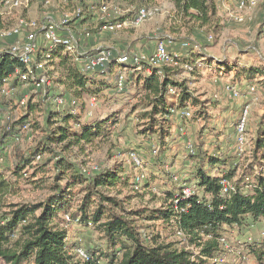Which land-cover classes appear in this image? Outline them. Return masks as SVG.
Masks as SVG:
<instances>
[{
	"label": "trees",
	"instance_id": "1",
	"mask_svg": "<svg viewBox=\"0 0 264 264\" xmlns=\"http://www.w3.org/2000/svg\"><path fill=\"white\" fill-rule=\"evenodd\" d=\"M61 1L66 4L71 2ZM171 2L178 17L182 21L188 20L187 23L193 24V27L211 26L217 14L215 0ZM100 5V1L88 4L85 0H79L74 6L75 11L81 10L76 20L92 16ZM4 27V17L0 12V30ZM49 54L51 62L57 59L63 68L61 84L69 94L61 95L68 103L70 100L77 102L74 110L83 99L105 98L111 91L120 93L117 73L125 70V88H133L142 97L140 106L144 107V111L141 117L147 123L141 135L147 139L157 138L162 146L171 137L173 123L169 119L173 110L192 108L196 110L193 113L195 120L209 119L208 107L194 96L187 82L179 81L180 75L185 72L184 66H192L191 73L194 74L198 69L196 63L202 61V67L204 63L218 76L234 73L235 81L244 79L249 84L256 81L264 89L263 67L227 64L196 51L177 59V66L154 68L144 63V72H138L131 66L113 63L96 73L82 71L64 47L54 48ZM17 70H24L21 62L10 52L0 53L2 109L15 106L14 100L6 99V94L20 86ZM147 70H151V74H147ZM36 108V105H29L26 115L8 127L6 140L9 137L17 142L21 140L24 127L31 128L29 117ZM72 110L69 104L47 109L46 129L40 141L25 154L16 155L13 168L0 170V264H215L223 252L220 240L227 229L242 230L246 220L252 225L264 222V116L252 141V158L261 170L260 175L257 176L256 167L251 166L241 175L240 183L235 182L236 191L224 194L222 183L233 181L236 176L235 164L230 159L207 151L200 137V143L193 144L194 154L189 155V160L195 166L189 180L196 186L195 195L182 198L181 189L175 184L165 191L160 209L127 211L124 201L106 194L132 186L122 165L89 172L55 153V147L68 153L75 147L84 150L109 139L120 123L119 115L84 120L81 114L74 115ZM47 154L51 158L37 167V157L41 156L42 160ZM50 163L53 173L49 178H53V181L46 186L49 195L45 200L33 204L8 201L17 194L19 179L29 178L33 168H36L33 174L44 171ZM246 178L251 183L246 184L244 189L241 186ZM47 182L45 179L39 184ZM66 217L70 218L69 222ZM140 221H161L168 229L181 233L186 238V246L163 243L159 235L146 244L140 233ZM71 223L82 229L91 227L101 242V246L87 252V260L78 257V243L68 242ZM244 251L264 264V239L261 236L255 243L245 244Z\"/></svg>",
	"mask_w": 264,
	"mask_h": 264
},
{
	"label": "rangeland",
	"instance_id": "2",
	"mask_svg": "<svg viewBox=\"0 0 264 264\" xmlns=\"http://www.w3.org/2000/svg\"><path fill=\"white\" fill-rule=\"evenodd\" d=\"M7 1L15 0H0V12L4 17L5 25L1 30L15 27L19 19L41 25L48 19L68 17L70 22L65 29L71 30L82 39L78 46L79 53L83 54L82 59L102 50L148 57L154 53L156 45L163 41L172 42L169 46L171 53L184 57L186 54L190 55L196 51L219 61H225L227 64L237 63L247 67L264 68V3L255 9L240 10V2L246 0H215L217 14L213 23L209 27L200 28L197 25L193 27V24H188V20L182 21L171 0H97L104 5L95 9L92 16L78 21L74 6L79 0H71L69 4L61 0H49L48 3L46 0H21L25 3L29 1L28 7L22 6L16 9L7 6ZM103 6L107 9L105 12L102 9ZM144 7L151 8L154 11V16L139 27H133L131 25L132 18L139 8ZM116 10L120 11V18L126 21V26L121 31L109 36L102 35V26L108 19H114L112 11ZM239 17H242L244 22H237L236 18ZM14 42L15 39L1 37L0 49H8ZM75 57L77 56L74 55L73 58L76 59ZM45 63L52 79V93L68 95L69 92L61 84L64 72L59 65V60L55 59L53 62L50 60ZM80 63H83L82 60ZM199 63L202 64V61ZM179 81L187 82V86L194 96L208 107L207 117L209 119L195 120L193 113L196 110L192 108H189L191 117L186 121L180 117L171 116L169 120L173 123V130L165 146H162L155 137L147 139L141 135L143 126L147 123V120H143L141 117L144 111V107L140 106L142 97L133 88L128 90L124 88L119 91L120 93L109 92L105 98H91L86 101L83 99L74 110V113L81 114L84 120L119 115L120 123L114 128L109 139L95 143L84 150L75 147L68 153L55 147V153L66 157L77 167L89 172L94 168L103 170L122 165L132 186L125 190L108 191L106 194L124 201L127 211L160 209L165 199V191L175 184L178 185L174 181L175 179L179 185L187 183L195 186L194 183L189 182L195 166L189 160L187 147L200 143V137H202L207 151L233 161L235 164L233 167L236 170L233 183H238V181L240 183L241 175L251 166H253L252 168L256 167L254 168L255 173L257 176L260 175L261 170L255 165V160L252 158V141L258 124L264 116V89L262 86L256 81L252 84L244 79L235 81L234 73L218 76L204 63L203 67H199L194 74L183 72ZM226 85L236 87L241 91H245L247 86H254L256 91L252 95L243 93L240 97L234 98L225 92ZM6 97L8 100H14L15 106H5V109H2L0 105V170L4 171L13 168L16 155L25 154L40 141L46 129V110L57 107L53 103V99L43 98L39 93L29 91L24 86L7 91ZM92 99L95 103L94 106H90ZM40 103H42L41 106ZM83 104L85 108H83ZM29 105L37 106L29 117L30 131H25L19 142L11 137L6 140L5 133H7L8 127L26 115ZM246 106L250 107L251 117L247 134L248 143L243 151H239L235 141L236 125L241 110ZM133 152L144 160V170L137 169L132 164L130 154ZM50 158L51 156L47 154L38 161L39 164L35 165L42 166ZM52 167L50 163V166L44 170L46 173L41 171L38 174H33L36 169L33 168L29 178L19 179L17 194L9 198L8 201L33 204L45 200L49 195L46 186L53 181V178H49L52 177ZM142 173L145 177L144 181L137 186L135 179ZM45 179H47V183L39 184ZM245 186L246 183H243L241 187L245 189ZM246 222V226L240 230L242 237H238L237 232L229 234V241L231 245H236V248L233 247L236 251L239 250V247L244 249L245 246L244 242L239 245L238 241H245V238L249 236L259 240L261 234L264 233V222L255 225H252L249 220ZM138 225L142 239L146 244L151 243L153 237L159 235L163 243H172L179 247L186 246V238L177 233L175 229H168L161 221H140ZM72 238H77L78 246H83L87 251L101 246L98 236L91 227L82 229L77 224L71 223L68 242ZM244 256L245 259H241L238 264H261L253 256H249L246 251H244ZM236 258L238 257L236 256Z\"/></svg>",
	"mask_w": 264,
	"mask_h": 264
},
{
	"label": "built area",
	"instance_id": "3",
	"mask_svg": "<svg viewBox=\"0 0 264 264\" xmlns=\"http://www.w3.org/2000/svg\"><path fill=\"white\" fill-rule=\"evenodd\" d=\"M86 3L90 4L97 0H85ZM49 0H46L48 3ZM263 0H246L240 2L239 8L240 10L248 9V8H258ZM29 1L26 3L21 0H15L13 2L7 1L6 5L10 8H20L22 6L28 7ZM104 5V3H102ZM105 12L106 7H102ZM77 17H79L81 10L77 9L76 12ZM114 17L113 20H107L105 24L101 28V34L111 35L116 32L121 31L126 26V21L120 18L121 13L119 10L112 11ZM154 16V11L151 8H140L134 17L131 20V25L133 27H139L141 24L147 22L150 18ZM237 22H244L242 17L236 18ZM70 19L68 17H63L61 19H48L39 25L36 22H28L25 19H19L15 27H12L7 30H0V38L3 37L5 39H15V42L8 47V49H0V53L2 52H10L14 55L23 65L24 70H17L18 80L20 82V86L26 87L29 91L32 90L35 93H39L43 98H48L49 100L53 99V103L61 108L69 104L73 109L72 113H74V108L77 105L75 100H70L68 103L67 99L61 94L52 93V79L48 68L46 67V61H50L49 51L54 48L64 47L65 50L70 53L72 56L76 55V62L78 63L79 68L88 73H96L99 70L106 69L109 65L113 63H117L119 65L131 66L138 72H144L143 65L144 63L149 64L154 68H160L163 65H173L177 66V59L181 58L182 55H178L176 53H171L169 51V46L172 42H160L156 45L155 51L152 55L146 57L141 56L139 54H127L120 53L118 51H110V50H102L97 51L96 53L85 57L82 59L83 54L79 51L78 46L81 42V39L74 34L71 30H66L65 27L69 25ZM211 39V38H210ZM83 63H80L79 62ZM196 67H202L201 63H196ZM185 72L191 73L193 71L192 66L186 65L184 66ZM125 71V70H124ZM119 71L117 73V87L118 90L122 91L125 88L126 82V72ZM147 74H151V70H147ZM224 90L231 97L237 98L246 94H253L256 91L254 86H247L245 91H241L236 87L226 85ZM94 100L90 101V106H94ZM171 116H176V118L180 117L183 120L190 119L191 111L189 109L185 110H173L171 112ZM250 120V107H244L238 117L237 125H236V145L239 151H243V148L247 145V129L248 123ZM25 131H30L28 126L24 127ZM188 155L194 154V147L189 145L187 147ZM130 159L132 164L140 170H144L145 162L144 160L137 155V153H131ZM41 160V156L37 157V161ZM93 171H98V168L92 169ZM143 173L136 177L135 184L138 186L144 181ZM179 185L177 179L174 180ZM246 184H250L251 180L249 178L245 179ZM181 184V183H180ZM223 193L230 194L231 192L236 191V185L232 181H224L222 183ZM249 186V185H248ZM182 198H190L193 197L196 193V186L189 185L187 183L179 185ZM177 202V201H176ZM66 220L69 222L70 218L66 217ZM238 233V237L241 236V232L239 229H227L220 240L222 253L215 261V264H238L241 259H245L244 249H240L236 251L233 247L236 248V245H231L229 241L230 233ZM181 234V233H179ZM262 239H264V233L261 234ZM241 239V238H240ZM238 241V240H236ZM239 245L243 242L245 244H253L254 239L252 236L245 238V241H238ZM237 242V243H238ZM238 248V246H237ZM88 251L84 249L83 246L77 248L76 253L81 259H88ZM236 256L238 258H236ZM237 259V260H236Z\"/></svg>",
	"mask_w": 264,
	"mask_h": 264
},
{
	"label": "crops",
	"instance_id": "4",
	"mask_svg": "<svg viewBox=\"0 0 264 264\" xmlns=\"http://www.w3.org/2000/svg\"><path fill=\"white\" fill-rule=\"evenodd\" d=\"M76 22H77V21H76ZM102 35H106V34H103V33H102ZM106 36H109V35H106ZM78 37H79V36H78ZM79 38H80V37H79ZM80 39H81V38H80ZM81 42H82V39H81ZM94 53H96V52H94ZM94 53H93V54H94ZM186 55H187V54H186ZM182 56H183V55H182ZM75 60H76V59H75ZM18 82H19V81H18ZM19 85H20V82H19ZM77 240H78L77 238H74V239L72 238V240H70L69 242H70V243H71V242H76Z\"/></svg>",
	"mask_w": 264,
	"mask_h": 264
}]
</instances>
